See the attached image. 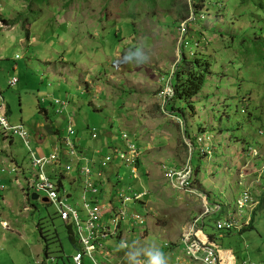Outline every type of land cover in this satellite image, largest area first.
<instances>
[{
    "label": "rangeland",
    "instance_id": "1",
    "mask_svg": "<svg viewBox=\"0 0 264 264\" xmlns=\"http://www.w3.org/2000/svg\"><path fill=\"white\" fill-rule=\"evenodd\" d=\"M192 2L197 10L187 28L184 52L207 64V74L194 97L195 110L183 107L177 112L178 120L162 110L160 84L168 77L164 74L160 81L158 70H168L169 75L171 62L176 61L170 55L179 43L177 8L184 7L186 0H0V91L11 121L22 120L27 128L47 123L41 114L44 109L52 126L57 119L65 121L50 104L68 102L85 146L109 139V146L123 148L121 133H127L144 158L148 147L169 152L170 145L185 143V133L197 149L204 147L198 137L210 138L212 157L196 150L191 164L199 190L209 193L210 203L220 204L221 211L207 218L211 224L216 215L223 217L233 210L245 185L254 193L255 184L264 186V170L260 171L264 165V0ZM13 78L19 80L16 89L9 87ZM130 88H134L131 94ZM178 121L185 124V133ZM93 129L97 141L91 139ZM6 145L0 140V155L1 149L12 154L23 170L19 176L7 169L2 176L6 189L0 191V264H55L44 255L47 246L59 264L69 263L72 245L55 207L43 201V194L29 200L22 190L27 187L26 176L30 177L29 153L18 140L10 150ZM181 146L185 160L189 159L187 147ZM253 149L257 157H252ZM4 158L9 160L5 154ZM174 158L169 153L158 155V166L144 161L145 170L158 174L164 193L153 192V211L140 203L129 204L148 214L146 225L136 226L120 241L109 240L111 253L105 261L97 253L98 263L157 264L146 250L156 247L163 252L164 240L178 238L184 218L190 216L181 218L178 205H189L196 198L166 192L163 175L178 167ZM143 173L141 179L130 178L122 169V183L135 189L142 183L149 189L150 179ZM111 174L108 170L101 175L107 180ZM194 206L198 209L199 202ZM216 242L230 248L240 262L264 261V200L252 226ZM38 248L42 260L36 258Z\"/></svg>",
    "mask_w": 264,
    "mask_h": 264
},
{
    "label": "clouds",
    "instance_id": "2",
    "mask_svg": "<svg viewBox=\"0 0 264 264\" xmlns=\"http://www.w3.org/2000/svg\"><path fill=\"white\" fill-rule=\"evenodd\" d=\"M187 4H190V0H186ZM129 6V4H127ZM107 6V5H106ZM190 16V17H189ZM189 18L187 21L184 22H178L176 34L179 36V43L176 48L174 49L173 54L170 55L171 59L173 58L176 60L174 63L171 62L172 68L169 72V76L167 81L160 84L162 91H164L163 96V107L162 110L164 112H167V110L164 109L165 104L167 102V97L174 96V91L172 90L170 79L175 73L177 69V63L180 61V58L184 56L187 59H195V57H188L184 50L187 49L188 45L185 40V36L188 32V25L190 22L195 20V16L190 13ZM106 17V15H105ZM200 19H203L202 16H200ZM196 46V44H195ZM172 48L174 46L172 45ZM145 52H148V50H145ZM191 56V55H190ZM149 58V55L147 53V59ZM20 59L17 57L15 58V61H19ZM145 59H142L140 63H144ZM136 64V63H135ZM153 68V67H152ZM168 70H158V73L161 75L159 78L160 81H163V75L167 73ZM173 78V77H172ZM19 80L16 78H13L10 81L9 87L10 89H16L18 87ZM165 89V90H164ZM134 88H130V94L133 92ZM199 94V93H198ZM191 102L194 104V97L191 100ZM44 103V102H43ZM42 105H45L46 103ZM183 105V104H182ZM181 105V106H182ZM52 108L55 109L56 115L62 116L65 118L66 121V135H64L63 139V147L64 151L55 152L53 154L45 155H37L33 149L32 146V137L30 131L22 124L19 125H12L10 123L9 117L5 115L4 111L7 105L5 104L2 94L0 93V117L4 119L8 125L9 128H22L23 131L26 133V137L23 138L19 135H15L11 131L5 130L0 125V137L3 141L8 143L13 140H18L22 146L26 149V151L30 155V167L31 170L29 171L28 175L30 177L26 176L27 181V187L22 188V190L25 192V196L27 199L37 200L39 199V194H43L44 198L43 201L45 203H48L55 207L56 212H59L56 205L51 201L48 194L46 192L38 191L37 190V184L39 183L40 177L44 176L48 181H50L54 189H56L57 193L59 194V199L63 200L64 203H66L68 206H70L72 209L77 210L80 214V223L84 226L86 220H87V209H94L99 208L101 209V215H102V221H106L110 218H112L114 215L118 214L120 211H124L126 217L120 222V232L116 236L108 237L105 240H102L101 243L98 241H95L97 247L94 249L90 254L87 250L86 245L82 242V238L80 237L78 233L77 225L71 220V219H63L62 216L60 219L63 220L65 225L71 226L75 240L80 245V249L77 251V254L73 256V264H77L75 262L78 255L82 254L81 260L79 264H83L85 260L91 262L92 264H103L98 263L96 261V254L98 253L104 261L106 258L110 255V251L107 248V242L109 240L112 241H120L124 237H126L136 226H139L140 228L146 225L148 214L144 215L135 210L134 208H130L129 204L136 205V203H140L144 206H146L150 211H153L151 208L153 206V192L157 190L159 194H161L162 190L160 191L154 186H150V188H146L140 183L139 185L142 188L135 189L130 184L126 183L123 184L122 182L125 181V178L120 175V171L123 169L127 172L128 176L130 178H136L141 179L139 177V173L141 170V162H143V155L142 150L139 149L134 143H131L129 141V136L127 133H121V139L123 141V148L119 146H110V151L105 152L102 154V156L99 159V162L96 163L94 158L81 155L79 153V147L75 144V125H74V116L73 111L71 110V106H69L68 102L66 101H60L55 100L50 104ZM195 110V107L193 111ZM180 110L171 111L168 110V113H172L171 117L173 119H177V112ZM176 114V118L173 117V115ZM73 117V118H72ZM180 130L181 127L183 128V132L185 133L186 127L184 123L179 122ZM182 131V130H181ZM182 132V133H183ZM97 134L95 132V129L92 130V137L91 139L93 141H97ZM185 143L181 142V144L185 145L187 147V152L189 154V159L186 157V162L182 165L181 168H173L168 171L164 172V179L163 181L166 182L168 189H166V192L175 195H193L196 199L200 200V209L199 212H197L195 215H193L188 220L184 221L181 224L179 236L174 241H167L164 240L162 242V245L164 247L163 252L156 247L148 248L146 250L147 254L152 255L154 259L156 260L157 264H204L201 261V257L205 254L203 250H199L197 256L198 259L192 258L190 255H187L185 252V243H184V233L187 229L192 227L193 237L196 238L198 241L202 240L205 241L203 245L204 247L211 246L212 248L216 249H226L230 250L232 255L235 257L238 264H241L243 261H239L236 257V255L233 253V251L230 248H226L223 246H220L217 244L216 240L221 239L232 232H241L244 229H246L251 223L253 225V219L254 214L257 211V208L259 205H261L260 200V187H257L255 184V190L257 191L254 193L251 189V186H244V188L240 191V193L235 198V206L233 207L232 211L226 212V214L223 217L215 216L214 219L211 220V224H208L207 218L211 217L212 215L217 214L219 211H221L220 204L218 203H210L209 202V193L201 192L199 189H201V185L199 181L196 178L197 173H193V167L191 164L192 156L198 150L202 156L210 158L212 157V148L209 144L210 138L205 137H198V142L201 144H204L203 148L197 149L194 144L191 142V139L184 134ZM10 145L12 142L9 143ZM10 150L6 148V151ZM2 155H0V191H4L6 189L5 184H3L1 181H3V175L5 172H7V169H10L9 173H15L21 176V171L23 170V166H17L15 165L14 161H12L13 155L7 154V152H4V149H1ZM252 157H257L259 155L258 151L253 149L251 152ZM4 154L9 159L4 158ZM162 154V153H161ZM160 154V155H161ZM166 155V154H162ZM145 157V156H144ZM54 158V160H51ZM151 158L154 157L151 155ZM41 159H47L50 160L48 164L40 168L39 166L35 165V162ZM154 166H158L159 164L153 159ZM8 162L11 163L13 166H9ZM159 162V161H158ZM53 169H56L59 171V174L62 177H66L68 180L73 178L74 175V182H78V185H80V189L78 194L74 195L72 192H68L61 184V176L60 175H54L53 172H51ZM112 170V174L107 180H104L102 177V173L104 171ZM264 170V165L261 167L260 171ZM147 171V170H143ZM258 172V177H260L262 172ZM152 171L151 173H153ZM151 176V175H149ZM240 177L243 178V175L240 174ZM153 179L158 180V174L154 173ZM263 180V179H261ZM18 181V179L16 180ZM108 184V186H107ZM244 191H247L252 199V206H244L243 208H238V199L242 195ZM164 191L162 192V194ZM97 194V195H95ZM36 195L38 196L37 199H33L32 196ZM184 198V197H183ZM87 208V209H86ZM25 210H27L25 208ZM235 218L239 219L240 223L242 224L239 228H231V229H218L216 227V221L219 219H225V218ZM140 218V219H139ZM197 219L195 222V225L193 224L194 220ZM209 219V218H208ZM210 220V219H209ZM4 228L6 229L8 227L6 222H2ZM212 225V226H211ZM208 228L213 229V231H210ZM213 243L214 245L210 244ZM99 243L101 246H99ZM170 254V257L168 260H165L162 258L164 255ZM47 255V253H45ZM48 251V256H46L47 259H51L53 263L57 264V260L55 258L50 257ZM114 254V253H112ZM260 261V260H259ZM264 263V261H261ZM39 264V263H38Z\"/></svg>",
    "mask_w": 264,
    "mask_h": 264
},
{
    "label": "built area",
    "instance_id": "3",
    "mask_svg": "<svg viewBox=\"0 0 264 264\" xmlns=\"http://www.w3.org/2000/svg\"><path fill=\"white\" fill-rule=\"evenodd\" d=\"M0 125L7 131L13 132L15 135H19L23 138L26 137V133L22 128H14L11 129L8 127L6 121L0 117ZM51 160H54L52 158ZM50 160L41 159L35 162L36 166L42 168L46 164H48ZM37 190L46 192L51 199V201L56 205L63 219H71L78 228V233L82 238V242L86 245L89 254L96 249L97 245L95 241L101 243L102 240H105L108 237L116 236L120 232V222L126 217L124 211H120L118 214L114 215L112 218L102 221L101 209H87V220L83 225L80 223V214L77 210L72 209L63 200L59 199V194L56 189H54L53 184L48 181L44 176L40 177L39 183L37 184ZM238 208H243L244 206L251 207L252 199L250 194L247 191H244L242 195L239 197ZM140 219V218H139ZM197 219L194 220L193 224ZM242 224L239 219L235 218H225L218 219L216 221V227L218 229H233L239 228ZM99 243V246L101 244ZM184 243H185V252L187 255H190L194 259H198L199 250H203L205 254L201 257V261L204 264H238L235 257L232 255L230 250L226 249H214L211 246H207L203 248L205 241H198L193 237L192 227L187 229L184 233ZM211 245H214L210 242ZM83 255L80 254L76 258L75 262L79 264L81 257ZM241 264H264L261 261L255 260H246Z\"/></svg>",
    "mask_w": 264,
    "mask_h": 264
},
{
    "label": "crops",
    "instance_id": "4",
    "mask_svg": "<svg viewBox=\"0 0 264 264\" xmlns=\"http://www.w3.org/2000/svg\"><path fill=\"white\" fill-rule=\"evenodd\" d=\"M1 93V91H0ZM2 94V93H1ZM71 110L73 112H75V110H73V108L71 107ZM5 115H7L9 117L10 123L12 125H19V124H14V122L11 121V116H9V112H8V106L5 108L4 111ZM41 114L45 117V120H43V122L47 121V123H41L38 122V124L35 125L34 128H27L25 126V124L23 123V121L21 120L22 125H24L31 133V137H32V146L33 149L35 151V153L37 155H45L47 156L48 154H53L55 152H60V151H64V147H63V137H64V129H65V125H66V121L63 120H59L57 119L55 121V125L52 126V124L48 121V111L47 110H42ZM75 131H76V135H75V144L77 147H79V153L81 155L84 156H88L91 158H94L95 162L98 163L100 157L102 156V154H104L106 151V148H109V139H103L101 140V142L98 145H93V146H85L82 142V135H80V133L77 131L76 127H75ZM112 137V136H111ZM98 139V138H97ZM112 139V138H111ZM1 142L5 145L6 142L2 140V138L0 137ZM113 140V139H112ZM178 141V140H177ZM12 142V144L10 145L9 143ZM8 143V145H6L7 149H12L14 147V145L16 144L17 140H13L10 141ZM181 142H178L174 145H170V151H165L163 149V147H159V148H152V147H148V154L145 155L143 162H141V169L144 170V161H149L151 162L153 165L155 164L154 160L151 158V155L155 158L158 155L162 154H168L169 155H175L174 160L179 164L177 169L181 168L182 165L186 162L185 161V155L184 152H182L180 149H183L181 144H179ZM109 152V151H108ZM12 161H14L15 165H18L15 162V158H12ZM22 167V166H20ZM23 168V167H22ZM51 172H53V174L56 175H60L59 171L56 169H53ZM151 175V176H149ZM61 176V175H60ZM145 176V178H149L150 179V184L151 186H154L159 189L160 191L163 189L161 188V181L157 180V179H153L152 177H154V172L151 173L150 171H144L143 173V177ZM3 181H5V179H3ZM1 181V182H3ZM60 184L68 191V192H72L74 195L78 194L79 189H80V185H78V182H74V175L73 178L68 180L66 177H62L61 176V181ZM163 192V190H162ZM161 192V194H162ZM207 193V192H206ZM208 194V193H207ZM185 195V194H184ZM196 199L195 201L198 203L199 202V208L196 209V207L194 206V202L195 201H190L189 205L184 206L182 205H178V210L182 211V217H188L191 218L193 215H195L197 212H199L200 209V200ZM180 202V201H179ZM187 203V202H186ZM177 204V203H176ZM176 206V205H175ZM28 210V207H25ZM188 214V215H187ZM186 218H184V220H188ZM183 223V222H182ZM6 229H9V227H7ZM70 239V238H69ZM70 243H71V247H70V262H64V264H73V256L77 254V248H75L74 246V242H72V240L70 239ZM42 250H40V248H38L35 251V255L36 258L38 260H42V256H41ZM45 257L48 256V254H44ZM50 255V254H49ZM168 256L165 257V260H168L170 257V254H167ZM53 256V255H51ZM55 259L57 260V264H59V260L55 257ZM164 259V258H163ZM83 264H88V261L85 260L83 262Z\"/></svg>",
    "mask_w": 264,
    "mask_h": 264
},
{
    "label": "trees",
    "instance_id": "5",
    "mask_svg": "<svg viewBox=\"0 0 264 264\" xmlns=\"http://www.w3.org/2000/svg\"><path fill=\"white\" fill-rule=\"evenodd\" d=\"M196 10L197 7L194 5L192 0H190V4L185 3L184 7L183 5L179 6V8H177V12L180 19H177V25L181 18H186L190 13L195 16ZM205 65L207 64H205L201 59H187L184 56L180 58V61L176 65L177 69L172 75V77L174 78V83H172L173 78L171 77L170 79V84L172 90L174 91V96L166 98L167 102L164 107L165 110L182 111L184 109L183 107H190L192 110L194 109V104L191 102V100L201 91L203 87L207 74V67ZM166 75L167 77L169 76L167 73H165V76ZM178 103L183 105L179 108L177 107ZM260 190V200L262 203L264 200L263 185ZM58 215L61 218V214L59 212H57V216ZM250 226H252V223L248 227ZM66 230L69 234V238L72 240V242H74L75 248L79 250L80 245L75 240L71 226L66 225ZM45 253L48 254V246L45 248Z\"/></svg>",
    "mask_w": 264,
    "mask_h": 264
},
{
    "label": "water",
    "instance_id": "6",
    "mask_svg": "<svg viewBox=\"0 0 264 264\" xmlns=\"http://www.w3.org/2000/svg\"><path fill=\"white\" fill-rule=\"evenodd\" d=\"M32 198H33V199H37V198H38V196H36V195H33V196H32ZM44 201H46V200H44Z\"/></svg>",
    "mask_w": 264,
    "mask_h": 264
}]
</instances>
